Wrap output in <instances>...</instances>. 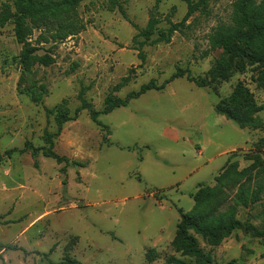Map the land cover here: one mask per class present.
I'll use <instances>...</instances> for the list:
<instances>
[{
  "label": "rangeland",
  "instance_id": "obj_1",
  "mask_svg": "<svg viewBox=\"0 0 264 264\" xmlns=\"http://www.w3.org/2000/svg\"><path fill=\"white\" fill-rule=\"evenodd\" d=\"M236 1L210 0L170 43L143 46V62L138 42L144 38H134L151 20L152 39L181 22L186 2L84 0L74 18L78 34L59 41L50 30H34L38 54L49 52L55 62L37 64L24 76L15 61L22 45L14 25L0 26V264H66L68 258L80 264H168L171 256L193 261L173 246L180 210L193 212V195L203 185L215 187L228 163L253 174L264 168V129L241 128L216 112L241 85L263 107L257 115L264 122L258 70L215 87L175 79L100 114L101 124L81 111L54 138L55 152L73 163L22 150L27 142L43 147L45 135L57 133L56 113L48 115L47 108L66 102L74 115L82 93L101 112L109 94L125 98L151 80L162 85L178 69L205 79L222 55L211 37L234 26ZM5 4L13 8L14 0H0V11ZM131 71V81L114 90ZM42 85V99L34 102L29 92ZM238 218L264 231V192L257 204L240 207ZM198 240L211 264H264V237L238 230L217 245Z\"/></svg>",
  "mask_w": 264,
  "mask_h": 264
},
{
  "label": "trees",
  "instance_id": "obj_2",
  "mask_svg": "<svg viewBox=\"0 0 264 264\" xmlns=\"http://www.w3.org/2000/svg\"><path fill=\"white\" fill-rule=\"evenodd\" d=\"M84 0H14V7L5 4L0 11V26L11 22L14 25L16 41L22 45L21 53L15 61L21 68L22 75L32 72L35 65L50 66L55 62L54 57L48 52L38 54L40 48L31 41L35 29L51 31L54 40L63 41L69 36L78 34L81 27L74 18L77 9ZM187 4V13L179 23L171 25L152 39L155 33L154 20L137 35L144 38L139 43V58L144 62L145 54L141 50L146 44L170 43L171 37L176 31H181L186 21L198 10L208 4L210 0H183ZM211 44L222 49L221 57L209 70L207 77L197 78L188 71L178 69L169 80L158 85L155 80L142 85L136 92L128 93L125 98L109 94L104 102L101 112L96 111L94 106L87 102L83 93L79 98L81 106L71 115L66 102H62L53 109L46 110L48 115L56 113L58 124L57 133L45 135V146L34 147L27 142L22 151H30L34 158L40 154L56 160L58 163H73L69 158L61 156L54 150V138L59 136L63 125L77 119L83 110H88L91 119L97 124L100 114H109L116 108L126 107L131 101L140 98L151 90H161L167 84L178 78L185 77L189 82L198 87H215L223 81H228L231 76L238 73H246L249 69L258 70L257 80L264 88V0H237L234 6V26L220 27L211 37ZM132 73L122 79L115 86L121 88L132 79ZM45 87L34 88L29 92L34 102H40ZM263 109L253 98V94L243 86H238L234 93L216 106V112L234 121L241 128L264 129L263 120L257 115ZM261 148L264 149V139L261 140ZM131 150V148H128ZM16 150H8L7 156H12ZM0 160L2 154L0 152ZM77 166H85L74 162ZM64 170V168H63ZM264 168L260 166L255 174L252 168L238 170L237 166L228 163L222 174L216 178L215 187L201 186L193 195L194 209L191 213L180 210L181 220L178 224L173 246L183 257L193 261L171 256L167 259L168 264H211L210 255L206 254L199 245L198 237H201L210 245H217L224 239L231 237L236 231L241 230L254 237H264V231L252 224L249 219L245 222L238 218L240 207L249 208L257 204L264 192L263 176ZM48 256V254H43ZM66 264H80L67 259Z\"/></svg>",
  "mask_w": 264,
  "mask_h": 264
},
{
  "label": "water",
  "instance_id": "obj_3",
  "mask_svg": "<svg viewBox=\"0 0 264 264\" xmlns=\"http://www.w3.org/2000/svg\"><path fill=\"white\" fill-rule=\"evenodd\" d=\"M150 16H152V14Z\"/></svg>",
  "mask_w": 264,
  "mask_h": 264
}]
</instances>
